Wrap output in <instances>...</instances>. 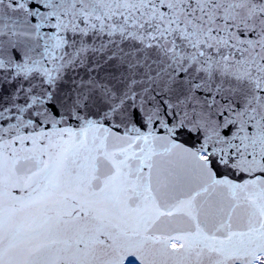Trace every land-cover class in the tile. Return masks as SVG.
<instances>
[{
    "label": "snow or ice",
    "instance_id": "snow-or-ice-1",
    "mask_svg": "<svg viewBox=\"0 0 264 264\" xmlns=\"http://www.w3.org/2000/svg\"><path fill=\"white\" fill-rule=\"evenodd\" d=\"M0 264H264V0H0Z\"/></svg>",
    "mask_w": 264,
    "mask_h": 264
}]
</instances>
